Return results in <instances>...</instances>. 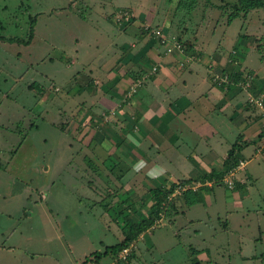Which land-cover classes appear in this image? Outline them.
I'll return each mask as SVG.
<instances>
[{
    "label": "rangeland",
    "instance_id": "rangeland-1",
    "mask_svg": "<svg viewBox=\"0 0 264 264\" xmlns=\"http://www.w3.org/2000/svg\"><path fill=\"white\" fill-rule=\"evenodd\" d=\"M190 1L181 0L178 5V0H0V36L28 40L31 19L35 17L34 35L28 44L0 40V245H16L13 251H0V264H39V258L30 263L37 253L48 259L63 258L69 252L66 241L74 244L72 262L79 264L82 249L101 250L103 245L123 239L125 218L136 221L150 214L154 202L150 190L159 181L148 179L147 175L154 171L151 166L130 163L131 158L138 161L139 155L145 157L146 150L136 147V141L126 134V128L134 125L129 109L121 118L114 105L109 114L94 113L95 118L77 113L81 104L87 102L82 85L87 63L101 57L112 59V55L103 52L107 37L98 32L101 12L114 14L113 21L109 19L121 33L118 39L123 50L140 47L141 41L131 42L137 36L144 40L142 31L149 27L154 32L152 37L146 36L145 45L153 41L154 46H160L159 38L164 37L169 41L166 52L173 56L179 54L176 44L181 42L177 38L191 44L197 40L205 48L211 49L209 44L212 49L228 53L226 58H230L233 69L248 70L254 80H264V45L258 47L264 34V8L250 10L246 16L240 13L228 22L230 5L236 0H196L189 9ZM119 10L129 13L128 21L115 22ZM232 50L237 51L236 55ZM131 72L132 76L124 78L133 80L129 90L138 82V78L134 80L137 73ZM143 80H139L140 84ZM114 92L112 87L111 91L106 90V96ZM128 92L126 98L132 96L127 97ZM117 98L115 102L121 101ZM245 147L246 155L251 154L252 142ZM84 155L95 158L84 160ZM262 156L250 160L242 171L244 177L252 176L247 190L240 186L228 188L222 180L213 183V189L206 193L210 194L211 203L204 201L185 209L182 216L172 217L170 208L184 201L186 191L174 190L166 202V212L130 243L129 259L123 264H130L132 259L136 264L244 263L238 256L227 259L229 255L225 253L211 255L218 257L215 260L195 255L191 245L197 247L202 240L196 237L195 242H189L191 233L183 229L190 225V218L215 225L219 235L226 237L231 234L228 230L223 232L225 225L233 233H246L239 244L230 240L226 253L235 254L242 245L246 256L262 257L251 258L247 264H264V242L254 240L257 226L264 231V151ZM223 170L222 166L220 172ZM191 178L170 183L190 180L194 188L190 187L195 189L201 184L195 191L204 194L208 187L202 185L208 180L203 181L204 176ZM130 201L135 211L128 213L126 206ZM206 203L210 207L203 209L201 205ZM241 222L243 226L239 227ZM105 223L112 225V233L102 228ZM181 235L184 253L180 249L177 253V241H173H180ZM138 239L156 245L153 257L139 255ZM88 243L94 245L85 246Z\"/></svg>",
    "mask_w": 264,
    "mask_h": 264
},
{
    "label": "crops",
    "instance_id": "crops-1",
    "mask_svg": "<svg viewBox=\"0 0 264 264\" xmlns=\"http://www.w3.org/2000/svg\"><path fill=\"white\" fill-rule=\"evenodd\" d=\"M113 10L117 9L115 8ZM111 14L106 13L105 15V13H100L102 19L98 22V32H100L99 36L104 34L107 37V46L103 52L106 51L105 54L112 55V59L108 61L106 58L101 57L91 60L92 64L90 62H88L89 64L87 63L88 72L85 73L86 76L82 81L84 95L86 93L84 101L94 103H91L92 106L91 104L88 105L87 102L84 103L83 107L86 108L83 110L81 108V114L88 118H95L93 117L94 113L104 111L105 114H109V109L111 110L113 108L112 105H114L115 107L118 106V111L116 110L115 113L117 112L121 118L125 116V109H129V116L132 119L131 122H134V125L131 128H126V134L136 141V147L143 146L146 150L145 157L138 154V159L140 160L137 159L138 161H135L131 158L130 163L136 164L138 162L139 164L144 163L145 167L151 166L150 168L154 171L147 175L148 179L150 177L153 181L157 180L159 181V185H161L164 181L170 183L176 180L190 179L191 177V179H201L211 171H220L227 157L228 150L237 138H240L243 142L250 141L254 145L251 154L246 155L245 149L238 154L242 156L240 159L246 162L245 168L250 160L263 157L264 136H259L262 122L260 116L257 115L258 112L256 114L252 113V111L255 112V109L246 104V95L243 91L232 86L225 90L214 84L211 79L215 73L235 71L229 63L230 58H226L228 53L219 49H212L209 44H207V47L211 49L205 48L204 46L206 45H198L199 41L195 40L193 41L194 44H192L193 51L199 55L200 60L185 68H180L177 62L179 56H182L179 54L173 56L167 54L165 52L166 47L164 46L152 45L146 52H143V57L142 53L138 54V51L145 46L147 42L146 36L149 37L151 34L144 35L145 41L142 40L143 37L137 36L136 40L131 42V44L134 42L138 44L141 41L140 45H142L140 47L138 45V48L134 47V49L123 50L119 45L121 41L118 39L121 37V33L116 31V27L114 28V25L110 22L109 18L112 19L114 15ZM131 44L130 47H133ZM96 47L99 48L100 45ZM204 48L206 49L207 57H205ZM73 62L74 58H71V63ZM155 64H158L156 74L143 80V84L138 88L136 94L130 98H126V93L129 91L133 80H124V78L130 75L132 76L133 72L131 71H134L137 73L134 78L136 80L146 74ZM124 82L128 83L127 86H125ZM263 86L264 80H256L255 90H260ZM112 87L114 90L116 89V92L111 93L113 95L107 97L106 90L111 91ZM99 88H102V90ZM117 97L121 101L115 102L114 99H118ZM130 129L132 131H129ZM244 135H247V138ZM120 141L121 139L117 141V144ZM94 158L86 155L83 156L84 160ZM245 168L236 173L235 182H238L240 187L247 190L252 176L248 177L249 174H247L244 177L245 174L242 175V171ZM110 177L112 178V176ZM207 187L204 189V194L197 193L199 202L193 205H187L185 203V197H182L184 201L170 208L172 217L176 215L182 216L184 213L183 210H189L192 206L197 207L204 201L211 203V196L206 193L212 187ZM208 203L205 205L202 204V208H209ZM239 206L241 208L243 207L242 204H239ZM111 219L115 225L118 224L116 218L111 217ZM187 220L190 225L185 226L183 230L191 233L188 236V238L191 237L188 239L189 242H195L196 237L202 240L198 241L197 247L191 245L194 247L192 252L195 255L200 257L203 255L209 260H215L218 257L213 258L211 255H223L225 253V255H229L226 257L227 259L234 260L238 256L240 259H243L241 261L245 264L251 258H258V260L262 258L256 257L255 255L251 257L246 256L242 245L237 249L235 254L226 253V249L229 247L226 244L231 243V241L239 244V241L245 237L246 233H238L237 231L233 233V229L230 230L225 225L223 232L226 233V230H228L231 237L232 235L234 236L233 238L226 237L219 235L215 225L208 226L205 222L203 223L201 218H190ZM170 222L172 223L173 220ZM107 225H102V228L106 232L109 231V233H112V225ZM242 226L243 224L241 222L239 227ZM257 227L258 234L254 240L257 243H263L264 231L261 227ZM3 236L2 234L1 237ZM9 236H13V233ZM182 238L183 235L179 236L180 241H173L174 243L177 241L175 249L177 253H180V250L184 253V239ZM118 240L120 242L122 238L119 237ZM136 242V250L141 257L143 255L146 258L153 257V251L156 249L155 244H152V242L148 243L146 240L143 242L140 239ZM100 244L102 245L104 242L101 241ZM115 244L103 245L101 250H94L92 248L82 249L79 264H82L91 253L95 251L102 252L105 247ZM86 245L88 247L94 244L88 243ZM65 246L69 249V252L63 258L48 259L37 253L32 256L30 263H34V261H37L36 258H39V261H42L38 262L39 264H73L72 261L75 259L74 244L66 241ZM15 247L16 245L10 246L2 244L0 245V251L10 252ZM141 257L138 258L140 259ZM114 259V257L108 255L103 257L100 262L102 264H119L121 262L120 260L114 262ZM121 263L123 264V262ZM151 263L156 262L151 261ZM130 264H136L135 259H132Z\"/></svg>",
    "mask_w": 264,
    "mask_h": 264
},
{
    "label": "trees",
    "instance_id": "trees-1",
    "mask_svg": "<svg viewBox=\"0 0 264 264\" xmlns=\"http://www.w3.org/2000/svg\"><path fill=\"white\" fill-rule=\"evenodd\" d=\"M195 2H196V0H191L188 3V5H187L188 8L191 9ZM181 4H182L181 0H178V5H181ZM221 8H224V7L221 6ZM257 8H264V0H236L233 4L230 5V9H231L232 12L228 15V22H231L240 13H242L243 15L246 16V15H248V12L250 10L257 9ZM119 11L125 12L124 10H119ZM34 20H35V17H32L31 23H30V29L28 31V40L24 41V40L17 39V38H6L3 35L0 36V40L9 41L11 43L12 42H21L23 44H28V41L31 40L33 35H34V24H33ZM152 32H153V30L151 28H149V27H146L144 29V32L142 31V33H144L145 35L150 33L151 37L153 35ZM177 39L181 42V44L188 51L189 54L196 55V57L199 58V55L195 51H193V46H192L191 43L182 42L179 38H177ZM153 44H154V42L151 41L148 44V46L145 45L143 48L141 47L142 49L141 48L140 49L143 50V51L139 50L138 54L142 53V55L144 57V53L143 52H146V50L149 47H152ZM263 45H264V34L259 39L258 47H261ZM160 46L166 47L165 45H160ZM235 49H236V47H235ZM165 52H166V50H165ZM231 53L236 55L237 51L232 50ZM232 54H230V55L232 56ZM155 65H157V70H158V64H155ZM185 67H187V66H180V68H185ZM150 70L146 74L141 76L140 78H143L144 76H146L150 72ZM227 73L230 76H232L233 78H235V79L240 76V70L239 71L238 70H235V71L233 70V71H229ZM150 76H152V75H147L145 77V79L149 78ZM36 86L37 85H35V87ZM247 105H249V104H247ZM81 108H84L83 104H81ZM81 108L77 111V113L80 114L82 112ZM79 111H81V112H79ZM247 144H248V142H246V141L243 142V141L240 140V138H238L234 142V144L231 146V148L228 150L227 157L225 158L224 163H223L224 170L222 172H220V171H218V172L211 171L208 174H205L204 177H206V178L203 181H205V180H213L214 179V180H216V183L220 182L221 179L223 178V176L229 170L235 168L238 165L239 161H241V159L237 156V154H239L242 151V149ZM189 183H191L190 180L183 181V182H173V183H170V184H167V181H164L161 185H158L157 187L152 188L150 190V195L153 198L154 202L151 205L150 214L148 216L143 217V218H141L139 220H136V221L130 220L129 217L125 218V220L123 221V225H125V226L124 227L122 226L123 235H124L123 239L120 242H118L117 244H115V245L105 247L104 251H102V252L95 251V252L91 253L85 259V261H83L82 264H85L89 260L90 261L92 260V261H95L97 263H100L102 258L106 257L108 255L116 258L118 253L123 248L129 246L130 243L135 241L141 233H143L146 230H148L149 228H151L160 219V217H161L160 214L161 213H165L166 212V209H167V203L166 202H167V200H169V195L171 193H173V191L176 190L177 187H179L181 185L189 184ZM235 183H236L235 186H237V187L240 186V184L238 182H235ZM197 195L198 194H197L196 191L186 190V192H184L185 203L187 205H193V204L199 202V198L197 197ZM131 203L132 202L130 201L128 203V205L126 206V207H128V213L135 211V210H132L133 206L131 205ZM163 204H166V206H164ZM127 259H129L128 256L126 257L125 260H121V262H124ZM194 261L195 260H193V262ZM121 262L119 264H122Z\"/></svg>",
    "mask_w": 264,
    "mask_h": 264
},
{
    "label": "built area",
    "instance_id": "built-area-1",
    "mask_svg": "<svg viewBox=\"0 0 264 264\" xmlns=\"http://www.w3.org/2000/svg\"><path fill=\"white\" fill-rule=\"evenodd\" d=\"M130 18V15L127 11L125 12H119L116 14L115 16V22H123V21H128ZM120 24V23H118ZM154 32V31H153ZM161 39V44L165 45L167 48V51L169 49V41L167 39H165L164 37L159 38ZM176 48L178 49L179 55H181L183 58H181L182 60H180L178 62L179 66H188L189 64L196 62L198 60V57H196V55L193 54H189L188 52H186L185 48L183 47V45L181 43L176 44ZM157 72V65H154L150 72L147 75H153ZM146 75V76H147ZM144 76L143 78L145 79ZM143 78H138V82H136L131 89L128 92V96L130 97L131 95H133L136 92V89L138 86H140V82L139 80H142ZM212 81L214 84H216L217 86L222 87L223 89L227 90L229 87H235L237 89H240L241 91H243L246 95L245 98V102L247 104H249L251 107H253L255 110H257L258 114L260 115L261 118V122H262V133L264 135V87L261 88L260 90H255V77L248 71V70H241L240 71V76L238 78H233L232 76H230L228 73H215L212 76ZM264 145V144H263ZM144 164H139L138 167L142 166ZM246 162L241 160L239 161L238 165L229 170L221 179L222 181H224L225 185L228 188H234L235 187V178H236V173L240 170H242L243 168H245ZM213 183H216V180H210L207 182H204L202 186H211ZM193 182L189 183V184H185V185H181L179 187L176 188V192H183L186 190H193L195 191L198 187H201V184L197 185V187L195 189H192V187L194 188V186L192 185ZM189 187V188H186ZM192 186V187H190ZM131 247L127 246L125 248H123L117 255V257L114 259V262L117 261H121V260H125L127 256H129ZM85 264H102L97 263L95 261H87Z\"/></svg>",
    "mask_w": 264,
    "mask_h": 264
}]
</instances>
